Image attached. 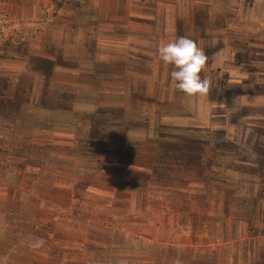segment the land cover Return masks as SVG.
Masks as SVG:
<instances>
[{
	"label": "crops",
	"instance_id": "obj_1",
	"mask_svg": "<svg viewBox=\"0 0 264 264\" xmlns=\"http://www.w3.org/2000/svg\"><path fill=\"white\" fill-rule=\"evenodd\" d=\"M178 36L208 58L205 93L178 90L157 54ZM160 128L200 139L205 175L182 177L197 193L179 201L201 220L177 240L137 231L126 247L103 187L171 186L153 177ZM173 152L187 155L168 150L162 168L191 169ZM124 171L154 173L123 182ZM172 198L146 196L168 217ZM207 248L228 251L215 264H264V0H0V264H214Z\"/></svg>",
	"mask_w": 264,
	"mask_h": 264
},
{
	"label": "rangeland",
	"instance_id": "obj_2",
	"mask_svg": "<svg viewBox=\"0 0 264 264\" xmlns=\"http://www.w3.org/2000/svg\"><path fill=\"white\" fill-rule=\"evenodd\" d=\"M155 1L156 3H158V2H164L167 0H155ZM169 1L177 2L179 0H169ZM166 12L167 10L165 8L164 9L157 8L156 10L157 17L159 18L165 17ZM182 12H187L188 15H191V16L194 15V17L200 18V19L205 18V15H206V11L204 10H194L193 11L192 9H189V10L182 11ZM228 12L230 13L229 16L230 15L232 17L237 16L235 11H228ZM32 29L33 28L30 29V27L28 28L29 34L30 32L33 33ZM1 108H2L1 111H3L5 109L12 110L11 108L13 107L11 106L8 108L6 106H3ZM160 130L162 132V137L161 138L158 137L155 142V151H156L155 154H156V162H157V167H158L156 168L155 173L153 171H150V174H148L147 171H140L139 174H136V173L124 171L119 174L120 175L122 174L125 177L123 182H130L129 177H136V178L138 177L140 179H146L148 177L151 178L154 173L153 177L157 180L158 183L160 179L165 180L163 178L170 177L171 182H172L171 186L164 187V186H159L158 184H156L155 186H150V187H147V186L137 187V186H131V185H127L123 183L118 186L103 187L105 188L103 190H106V192L103 191V193H105V195H108L109 196L108 199L110 200L108 201L107 207L109 209L111 206L112 208L118 207V209H122L121 211L124 213V217L118 219V224L125 229L124 236H123V243L126 247H131V245L135 243L134 233H136L137 231H143V230H147V228H150L154 232L155 237L159 239H165L166 241L177 240L179 237L178 233L180 232L181 227H183L184 229H190L193 226L197 225V222L199 223L201 220L199 217L196 216L194 212L190 214L189 212L186 213L184 209L188 208V211H189V207H190L189 203L187 204L179 200L185 197L186 194L188 195V194L197 193L196 192L197 187H195L194 185L189 186L188 191H187V188L185 187V185H182L181 178L184 176L188 177L189 179L195 178V176H197L198 174H201V176L203 177L205 175L204 174L205 170L201 171L198 168L200 164L202 163V159H200L201 161H199V159H197L198 161L196 159H192L193 161L187 159L189 164H191V167H190L191 169H187L186 171L184 169H181L179 166H175V165H171V168L169 167L167 170L162 168L163 164H160V163L166 162L167 160L166 155L168 154V147H170L172 143H178V142L183 143L185 139H182V138L180 139L181 135H183L182 134L183 131H180L178 129L160 128ZM199 145L201 146V144ZM151 147L152 145H150L149 161H151V157H152ZM243 155L246 156L247 152H244ZM147 157L148 156H145V157L140 156V159L146 161ZM173 157H178V154ZM233 158L234 157H229L226 159L227 161L232 162ZM168 161L171 162L172 159L167 160V162ZM166 184H167V179H166ZM241 189L243 191L249 190V187H241ZM230 192H231V186L227 185L226 181L225 183H221L220 193L227 195ZM160 194L162 195L172 194L173 196L171 202H169V204H166V210L168 214L170 212L169 207L173 209V212H172L173 214H171V217H168L169 215L163 216V212H162L163 207H164L163 202H157L158 200L148 202L146 199V196L151 195L152 197L154 195L157 196ZM132 195H136V197L138 196L139 198L137 200H133ZM118 198L122 200L117 201L116 199ZM102 204H105V203H102ZM191 204H195V203H191ZM149 210H150V213L152 214V215L150 214L151 217L147 216L148 214L145 213L146 211H149ZM137 212H139L140 215L143 216V217L141 216L139 219L141 220V223L137 219H134L132 215ZM146 217H149L150 219ZM149 220H150V225H148L149 222H147ZM108 224L109 226L111 225V221L109 219H108ZM163 227H165V230H163ZM113 235H114L113 231L109 232L108 237H111V236L113 237ZM207 236L208 235L204 234L205 238ZM188 237L190 241V239L192 240L197 237L199 238L201 236L191 233V234H188ZM201 253L203 254L202 261L206 263L215 264L217 261H219L220 263L225 262L228 257V251L226 249L212 250L211 248H207V249H204Z\"/></svg>",
	"mask_w": 264,
	"mask_h": 264
},
{
	"label": "clouds",
	"instance_id": "obj_3",
	"mask_svg": "<svg viewBox=\"0 0 264 264\" xmlns=\"http://www.w3.org/2000/svg\"><path fill=\"white\" fill-rule=\"evenodd\" d=\"M156 51L163 62L173 66L170 77L178 90L187 96L208 91L209 80L206 76H201L208 58L193 39L178 36L175 40L159 44ZM42 244V238L27 242L30 249L39 248ZM176 264L181 262L177 260Z\"/></svg>",
	"mask_w": 264,
	"mask_h": 264
},
{
	"label": "trees",
	"instance_id": "obj_4",
	"mask_svg": "<svg viewBox=\"0 0 264 264\" xmlns=\"http://www.w3.org/2000/svg\"><path fill=\"white\" fill-rule=\"evenodd\" d=\"M180 139H181V137H180ZM183 139H185L183 141V143H180V142L172 143V145H170V147H168V150L172 149V151L173 150L175 151L176 149L180 150L181 148H186L187 155L186 156H182L178 152H173L172 153L173 156L178 154V157H173L172 154L170 155V157L173 158L175 161H178L180 158H182L187 163H189L188 160L193 161L192 159H196V160L199 159V161H201L200 160L201 159V154L199 153V151H200L199 140H195V139H191V138H183Z\"/></svg>",
	"mask_w": 264,
	"mask_h": 264
}]
</instances>
